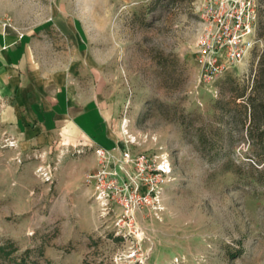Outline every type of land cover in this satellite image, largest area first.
Instances as JSON below:
<instances>
[{"label":"rangeland","instance_id":"374dc122","mask_svg":"<svg viewBox=\"0 0 264 264\" xmlns=\"http://www.w3.org/2000/svg\"><path fill=\"white\" fill-rule=\"evenodd\" d=\"M256 1L259 43L208 84L195 54L204 0H0V23L42 40L58 39L56 16H75L94 72L87 83L116 103L121 142L133 141V154L165 155L172 169L163 220L140 217L138 238L124 239L115 214L103 218L96 205L93 220L85 210L94 147L60 137L9 145L0 130V264H264V0Z\"/></svg>","mask_w":264,"mask_h":264},{"label":"crops","instance_id":"0c3cea01","mask_svg":"<svg viewBox=\"0 0 264 264\" xmlns=\"http://www.w3.org/2000/svg\"><path fill=\"white\" fill-rule=\"evenodd\" d=\"M52 26L58 39L42 40L0 23L2 134L25 147L49 145L60 137L117 154L122 144L118 107L98 84L87 83L94 72L75 16H56ZM96 167L95 161L85 176ZM80 193L87 216L95 220L92 188L82 185Z\"/></svg>","mask_w":264,"mask_h":264},{"label":"built area","instance_id":"2783aa9c","mask_svg":"<svg viewBox=\"0 0 264 264\" xmlns=\"http://www.w3.org/2000/svg\"><path fill=\"white\" fill-rule=\"evenodd\" d=\"M199 12L195 54L203 81L212 84L244 62L259 43V9L256 0H204ZM133 143L125 140L117 154L88 143L79 145L94 147L98 162L97 169L85 176L84 186L92 188L91 198L101 217L115 214V235L124 239L138 238L140 217L163 220L165 189L172 180L165 155L133 154ZM37 171L45 181H52L50 169L40 167Z\"/></svg>","mask_w":264,"mask_h":264}]
</instances>
